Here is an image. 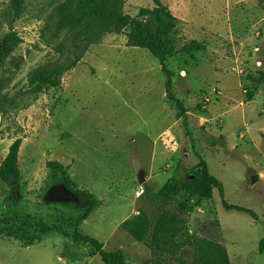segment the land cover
I'll use <instances>...</instances> for the list:
<instances>
[{
  "label": "rangeland",
  "instance_id": "obj_1",
  "mask_svg": "<svg viewBox=\"0 0 264 264\" xmlns=\"http://www.w3.org/2000/svg\"><path fill=\"white\" fill-rule=\"evenodd\" d=\"M63 1L25 0L24 13L13 23L21 42L7 58L0 76L6 79L2 94L14 99L18 108L0 114V164L11 143L22 138L18 156L21 196L11 199L17 201L11 208L9 191L0 182V214L16 212L31 219L44 214L49 190L45 163L55 160L68 168L80 189L100 201L82 224L83 232L103 243L107 251L122 249L127 264H150V251L134 242L120 224L138 208L150 217L158 214V202L150 197L174 174L177 165L189 169L199 154L209 173L222 184L224 201L255 217L226 210L214 190L209 201H191L187 217L190 235L223 244L231 264H264V251L259 250L264 240V0H218V4L164 0L184 22L191 17L197 20L203 9L214 13L220 23L217 34L233 41L224 39L223 49L213 42L205 52L195 54L196 60L189 58L187 65L180 67L187 75L184 78L177 63L169 65L176 78L172 92L184 100L188 110L190 134L181 120L175 119V104L166 99L165 77L158 61L146 49L129 47L125 32L105 33L99 44L89 46L81 62L64 74L58 90L39 95L30 92L33 69L69 54L70 49L57 47L62 39L70 47L72 37L64 32L56 36L47 26L54 23V10ZM123 5L124 13L134 16L153 3L123 0ZM9 10V1L0 0V37L9 31ZM178 29L181 44L187 37H195L206 47L210 44L208 32ZM238 68L241 72L237 73ZM260 75L263 82L258 86L253 78ZM213 89L222 92L221 98ZM250 91L255 92L253 99L246 101ZM213 101L220 104L213 105ZM240 101L246 106H239ZM24 103L30 105L21 108ZM209 110L219 112L217 120L209 121ZM221 134L225 148L208 142ZM142 168L154 183L144 184L145 192L136 198ZM55 195L52 192L50 199ZM143 196L149 198L142 202ZM49 206L50 213L58 209ZM168 207L176 210L173 205ZM14 233L21 235L20 231ZM23 242L1 238L0 264H102L86 247L72 248L76 256L72 261L59 257L62 236L58 233L29 247ZM191 258L189 253L188 264Z\"/></svg>",
  "mask_w": 264,
  "mask_h": 264
},
{
  "label": "trees",
  "instance_id": "obj_2",
  "mask_svg": "<svg viewBox=\"0 0 264 264\" xmlns=\"http://www.w3.org/2000/svg\"><path fill=\"white\" fill-rule=\"evenodd\" d=\"M11 19L9 31L0 37V73L4 71L5 63L10 54L20 44L19 33L13 28V23L24 13L25 0H8ZM151 8H140L136 15L124 13L123 0H64L54 10V23L47 25L58 36L64 32L72 37V44L67 47V40L62 39L57 49H70L65 59L51 61L33 69L29 74L30 92L35 95L58 90L64 74L73 70L83 59L89 46L99 44L105 33H126V43L129 47L146 49L159 63L165 77L164 87L167 101L175 104L176 120H181L186 133L188 130V110L184 100L178 99L172 92L175 73L169 68L168 61L177 55H189L204 52L206 45L197 40H187L180 43L177 22L168 4L164 0H151ZM8 73L10 71L5 69ZM253 78L259 86L263 82ZM6 79L0 76V114L18 108L14 99H8L2 94ZM254 91H250L246 101H251ZM30 104L24 103L21 108ZM225 137H211L208 142L226 147ZM22 138H16L8 148L7 155L0 164V182L8 191V204L11 208L19 200L22 174L18 164L19 150ZM46 181L49 190L45 195L47 211L35 219L21 217L16 212L0 214V239L18 238L26 247L40 243L43 237L58 233L62 236V248L59 257L68 261L74 260L72 248L86 247L91 256H98L102 264H127L122 249L107 251L104 244L86 234L82 224L89 218L93 210L99 206L98 197L82 190L74 182L68 168L62 163L51 160L45 163ZM184 173V175H182ZM217 190L223 207L228 211L253 213L245 208L227 204L223 199L222 184L209 173L206 161L197 154V163L189 169H181L177 165L174 174L150 198L158 202L159 213L154 217L138 208L120 228L129 234L134 242L144 246L153 256L150 264H188L186 256L191 253V264H231L223 244L205 238L192 237L188 229V220L192 206L191 201H209ZM56 195L50 199L51 193ZM145 192V191H144ZM143 195V194H142ZM141 195V196H142ZM140 196V197H141ZM139 197V198H140ZM142 202L147 200L146 196ZM57 206L50 213V206ZM64 207L66 209H61ZM176 210L171 211L168 206ZM21 232L17 236L14 232ZM32 232V233H31ZM260 252L264 251V240L259 244Z\"/></svg>",
  "mask_w": 264,
  "mask_h": 264
},
{
  "label": "crops",
  "instance_id": "obj_3",
  "mask_svg": "<svg viewBox=\"0 0 264 264\" xmlns=\"http://www.w3.org/2000/svg\"><path fill=\"white\" fill-rule=\"evenodd\" d=\"M209 2H211V3H219V1L218 0H208V1H206V3L208 4ZM206 3H204V4H206ZM203 8H204V6H203ZM204 11H203V13H201L200 15H199V17H198V19L196 20L194 17H191V18H188V21L187 22H184V21H182L181 20V18H179V17H177V19H178V24H177V29L178 28H180L181 27V29L180 30H182L183 32H187L188 30H190V29H196V30H198V34H200L201 33V31H203V33H209L210 35H212V37L210 38V44H208V46L206 47V48H208L209 49V47L211 46L212 47V43L214 42V44L216 43V45L218 44V46H219V48H221V49H223L225 46H226V44H225V40L224 39H228V37L227 38H225V37H223V36H221V34L220 33H218L217 34V32H218V29H219V22L215 19V17L213 16V14L214 13H206V11H205V9H203ZM181 22H183V23H181ZM178 31H179V29H178ZM180 32V31H179ZM207 33V34H208ZM191 34H193V35H195L196 36V34H194V32H192ZM198 34H197V36H198ZM196 36V37H197ZM192 37V36H191ZM195 37H192V38H186V39H189V40H195L194 39ZM229 40V39H228ZM245 40V39H244ZM244 40H242L241 41V47H243L244 46V44H245V42H244ZM198 41V40H197ZM230 42H233L232 41V39H230L229 40ZM200 42V41H199ZM223 44V47L221 46ZM236 45V44H235ZM237 46H238V44H237ZM137 48V47H136ZM207 50V49H206ZM205 50V51H206ZM233 50H234V48H233ZM204 51V52H205ZM199 53H202V52H199ZM195 54H198V53H195ZM195 54H194V57L193 58H190L189 57V55H186V54H183V55H177V56H175V57H173L172 59H170L169 61H168V66L171 64V63H173V62H175V63H173V64H175L176 65V63L178 64L177 65V68H178V70H180V77L181 78H184V77H186L187 75H186V73L184 72V69L183 68H180V67H182L183 65H187V62H188V60H189V58L190 59H193V60H196V57H195ZM224 56L223 55H221V57H220V60H221V62H223L224 61ZM208 68V67H207ZM238 72H241V69L240 68H238L237 69V73ZM239 75V74H238ZM175 78V77H174ZM176 79V78H175ZM175 79L173 80V82L175 81ZM213 90H218V89H213ZM189 89H188V91H187V94L189 93ZM214 92V91H213ZM218 92H219V98H221V95H222V92L220 91V90H218ZM192 93V92H191ZM175 95V94H174ZM203 95H205V93H203ZM176 96V95H175ZM205 98L206 99H209V98H207V96H205ZM216 99H218V98H216ZM220 104V103H218L217 101H213L212 102V104L214 105V104ZM239 106H241V107H245L246 106V103L245 102H243V101H240L239 102ZM215 108V107H214ZM214 108H213V110H214ZM218 113L219 112H215V111H212V110H209V114H208V119H209V121H215V120H217L218 118H217V115H218ZM220 131H221V126H220V128H219V130H218V133H220ZM222 135V134H221ZM242 137V136H241ZM144 169L142 168V171H141V173L137 176V178H138V180H139V182H140V185L137 187V189H136V191L139 189V188H143L144 189V187H143V185L144 184H147L148 182H151V183H154V181L153 180H148V175L147 174H145L144 172ZM135 197L137 198V196H136V192H135Z\"/></svg>",
  "mask_w": 264,
  "mask_h": 264
},
{
  "label": "built area",
  "instance_id": "obj_4",
  "mask_svg": "<svg viewBox=\"0 0 264 264\" xmlns=\"http://www.w3.org/2000/svg\"><path fill=\"white\" fill-rule=\"evenodd\" d=\"M213 91H214V93H215L216 96H219V92H218V90H213ZM245 92H246V91L244 90L243 93H245ZM206 101L208 102L209 99H206ZM210 102H211V101H210ZM143 193H144V189H143L142 187L139 188V190L136 191V196H137V198H139Z\"/></svg>",
  "mask_w": 264,
  "mask_h": 264
},
{
  "label": "water",
  "instance_id": "obj_5",
  "mask_svg": "<svg viewBox=\"0 0 264 264\" xmlns=\"http://www.w3.org/2000/svg\"><path fill=\"white\" fill-rule=\"evenodd\" d=\"M253 181H254V179H253Z\"/></svg>",
  "mask_w": 264,
  "mask_h": 264
}]
</instances>
